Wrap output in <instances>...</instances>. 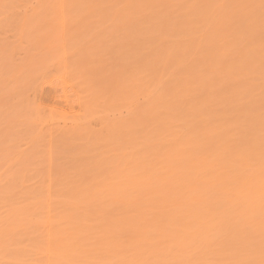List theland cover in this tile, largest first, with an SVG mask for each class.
<instances>
[{"label": "rangeland", "instance_id": "rangeland-1", "mask_svg": "<svg viewBox=\"0 0 264 264\" xmlns=\"http://www.w3.org/2000/svg\"><path fill=\"white\" fill-rule=\"evenodd\" d=\"M0 264H264V0H0Z\"/></svg>", "mask_w": 264, "mask_h": 264}]
</instances>
